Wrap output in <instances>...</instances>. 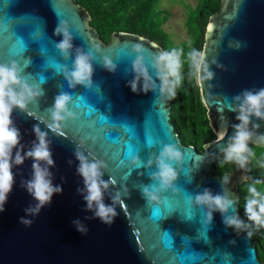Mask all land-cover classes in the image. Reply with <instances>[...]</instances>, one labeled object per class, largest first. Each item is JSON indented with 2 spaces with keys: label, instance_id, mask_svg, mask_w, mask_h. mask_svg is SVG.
I'll list each match as a JSON object with an SVG mask.
<instances>
[{
  "label": "water",
  "instance_id": "obj_1",
  "mask_svg": "<svg viewBox=\"0 0 264 264\" xmlns=\"http://www.w3.org/2000/svg\"><path fill=\"white\" fill-rule=\"evenodd\" d=\"M60 20L71 27L74 49L100 46L91 88L70 89L60 74L61 64L71 67V60L65 61L53 43L62 39L53 34ZM90 20L77 0H0V62L15 59L22 67L28 65L24 75L44 92L28 112L14 110L12 120L20 130L24 151L35 140L34 125L48 131L55 162L50 168L53 184L62 187L39 214L28 215L25 210L36 201L22 181L31 178L33 161L26 159L13 168L15 182L0 212V264H264L247 232L226 227L219 212L206 226L204 210L193 207L187 198L188 193L195 195L205 188L213 194L221 192L222 176L215 173V162L233 134L232 125L239 123L229 110L231 100L245 90L264 88V0H221L209 16L202 50L214 76L202 86L197 84L215 139L206 142L202 151L182 143L174 131L170 100H158L152 91L133 92L129 86L136 55L130 54L131 45L141 44L149 63L152 54L164 49L128 31H113L104 41ZM103 55L117 64L114 72L102 66ZM61 91L72 95L69 108L78 117L64 125L62 137L40 122H50L47 109ZM253 122L260 123L258 131L264 133V122L255 118ZM161 142L175 144L184 162L176 166L179 193L169 191L163 204L154 205L146 201L141 188L152 183L149 173L155 168L133 169L128 161L131 154H138L146 164L152 154L159 153ZM77 145L107 162L103 179L110 175L116 179L113 192L127 189L111 225L85 211L78 191L83 180L76 171ZM224 175L230 176L227 187L237 199L239 215L237 185L245 172L235 169ZM105 203H112L108 194ZM21 217L32 223L26 226ZM77 219L86 226V233L73 224Z\"/></svg>",
  "mask_w": 264,
  "mask_h": 264
},
{
  "label": "clouds",
  "instance_id": "obj_2",
  "mask_svg": "<svg viewBox=\"0 0 264 264\" xmlns=\"http://www.w3.org/2000/svg\"><path fill=\"white\" fill-rule=\"evenodd\" d=\"M53 34L62 36L61 40L53 42L55 49L65 61L71 60V67L67 63L60 65V74L67 81L68 87L74 89L82 85L91 88L93 63L97 60V54L101 53L100 46H91L88 51L82 47L74 49V35L66 20L59 21ZM130 49V54H136L131 61L134 78L129 82L133 92L152 91L158 94V100L174 99L177 89L182 86L185 79V64L188 65V76L194 78L201 86L214 76L209 70V63L203 50L190 48L186 53L183 48L162 50L152 54L149 63L141 44H132ZM27 66L22 67L15 59L0 62V212L4 211V205L15 182L13 168L23 165L26 159H31L32 175L30 179L22 181V186L36 201L34 206L25 210L26 214L37 215L44 206L51 203L54 194L62 192V187L53 184L50 168L55 166V162L50 150L48 131L41 130L39 124L34 125L32 131L35 140L31 147L24 151L20 130L12 120L14 110L28 112L29 105L36 103L37 99L44 95L43 89L30 83L28 76L24 75ZM102 66L107 71L114 72L117 64L108 55H103ZM72 99L71 94L61 91L55 96L53 105L47 109L50 122L40 121L56 136L62 137L64 125L78 118L69 108ZM229 110L236 113L235 119L239 123L232 125L233 134L228 137L226 146L220 148L221 166L234 164L238 170L246 172L250 170L249 165L255 163L264 169V158L258 159L256 150L250 146L264 147V133L258 131L261 125L253 122V118L264 122V88L245 90L233 97ZM161 144L159 153L152 154L146 164L138 154H131L128 161L133 169L155 168L149 173L152 183L141 188L146 201L154 205L163 204L166 200L164 194L169 191L173 194L179 193L180 189L176 186L178 178L176 166L184 162V155L175 144L163 142ZM81 147L82 145H77L74 155L79 162L77 174L83 180V188L78 191L86 203L85 211H91L92 218H98L102 223L111 225L118 215L116 206L122 201L121 197L128 194L127 189L113 192L112 189L117 184L116 179L111 175L107 180L103 179L105 172L108 171L107 162L90 153L86 154L80 150ZM229 183L230 176L222 175L220 193L213 194L208 188L195 195L188 193L189 203L204 210V224L211 225L213 213L219 212L223 224L235 231L264 228V187H258L264 185V180L250 178L246 186L247 195L244 197L243 206L246 221L236 212L237 199L234 194L229 195L227 187ZM105 194L110 196L111 204L105 203ZM21 223L29 226L32 221L21 217ZM73 224L82 234L87 232L86 226L79 219L74 220ZM251 235L252 232L247 231V236Z\"/></svg>",
  "mask_w": 264,
  "mask_h": 264
},
{
  "label": "trees",
  "instance_id": "obj_3",
  "mask_svg": "<svg viewBox=\"0 0 264 264\" xmlns=\"http://www.w3.org/2000/svg\"><path fill=\"white\" fill-rule=\"evenodd\" d=\"M90 14L91 25L98 31L104 41H108L113 31H128L142 35L158 43L164 50L183 48L185 53L190 48L202 50L204 33L209 16L218 10L221 0H199L186 21L191 40L175 43L164 30L163 24L170 15L169 11L158 5V0H77ZM185 79L177 89V95L170 100V122L181 142L192 144L199 150L206 142L215 139L206 108L201 101L198 84L188 76V65H184ZM257 152V158H264V147L250 145ZM220 161V160H218ZM235 167V165H234ZM249 179L240 188L239 217L246 221L244 215V197L246 186L252 179L264 180V169L255 163L249 165ZM264 187V185L258 186ZM251 231V238L257 246V255L264 263V228L241 230Z\"/></svg>",
  "mask_w": 264,
  "mask_h": 264
},
{
  "label": "rangeland",
  "instance_id": "obj_4",
  "mask_svg": "<svg viewBox=\"0 0 264 264\" xmlns=\"http://www.w3.org/2000/svg\"><path fill=\"white\" fill-rule=\"evenodd\" d=\"M198 2L199 0H158V5L170 13L163 28L175 43L191 40L186 21Z\"/></svg>",
  "mask_w": 264,
  "mask_h": 264
},
{
  "label": "flooded vegetation",
  "instance_id": "obj_5",
  "mask_svg": "<svg viewBox=\"0 0 264 264\" xmlns=\"http://www.w3.org/2000/svg\"><path fill=\"white\" fill-rule=\"evenodd\" d=\"M199 150V149H198ZM202 151V150H199ZM215 173L219 176L224 175V173L233 171L235 169H237V167H234V164H224L221 166L220 161H216L215 162ZM249 179V174L248 171L245 172V179L241 180V182L237 185V191L240 193V199H241V191L240 188L242 187V185ZM230 195V193H229ZM239 199V200H240Z\"/></svg>",
  "mask_w": 264,
  "mask_h": 264
}]
</instances>
